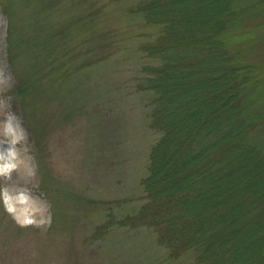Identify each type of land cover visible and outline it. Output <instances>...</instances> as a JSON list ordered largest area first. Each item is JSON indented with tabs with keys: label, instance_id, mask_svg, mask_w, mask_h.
Returning a JSON list of instances; mask_svg holds the SVG:
<instances>
[{
	"label": "rangeland",
	"instance_id": "374dc122",
	"mask_svg": "<svg viewBox=\"0 0 264 264\" xmlns=\"http://www.w3.org/2000/svg\"><path fill=\"white\" fill-rule=\"evenodd\" d=\"M143 1L0 0V264L192 262L132 221L160 138L140 46L161 27L134 12Z\"/></svg>",
	"mask_w": 264,
	"mask_h": 264
},
{
	"label": "trees",
	"instance_id": "16d2710c",
	"mask_svg": "<svg viewBox=\"0 0 264 264\" xmlns=\"http://www.w3.org/2000/svg\"><path fill=\"white\" fill-rule=\"evenodd\" d=\"M153 94L146 202L132 221L189 264H264V0H146Z\"/></svg>",
	"mask_w": 264,
	"mask_h": 264
},
{
	"label": "bare ground",
	"instance_id": "6f19581e",
	"mask_svg": "<svg viewBox=\"0 0 264 264\" xmlns=\"http://www.w3.org/2000/svg\"><path fill=\"white\" fill-rule=\"evenodd\" d=\"M8 135L9 134H4V133H2L0 131V139H5L6 137H8ZM3 147L4 148H1L0 149V160H9V159H11V155L6 150L5 143L3 144ZM25 169H26V163L25 162L22 161V162H18L16 164L15 170L13 171V173H16V175H17L16 176V180H20L22 177H24V175H25ZM9 190L10 191H13V188H10ZM18 206L19 207H22L24 209V211H26L22 204H19ZM25 206L28 207V211L29 212H31L32 214H35L36 211H34L35 210L34 208L37 205H35V204L32 203V204H26ZM23 250H24L23 248H21V247L19 248L18 247V248H16L15 252H22Z\"/></svg>",
	"mask_w": 264,
	"mask_h": 264
}]
</instances>
